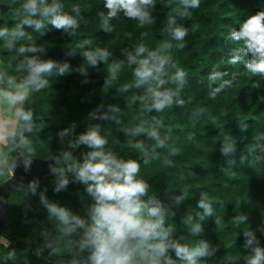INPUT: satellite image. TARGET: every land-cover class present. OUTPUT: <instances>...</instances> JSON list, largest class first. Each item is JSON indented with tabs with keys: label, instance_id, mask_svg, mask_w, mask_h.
Listing matches in <instances>:
<instances>
[{
	"label": "trees",
	"instance_id": "1",
	"mask_svg": "<svg viewBox=\"0 0 264 264\" xmlns=\"http://www.w3.org/2000/svg\"><path fill=\"white\" fill-rule=\"evenodd\" d=\"M26 2L0 0V29L10 33L16 28L21 18L15 13ZM53 2L78 20L74 34L46 23L40 31L23 25L22 37L0 36V75L5 82L9 76L23 81L26 71L18 70V65L27 56L37 55L69 67L62 76L48 77L49 85L30 93L23 104L33 113V130L24 134L34 149L31 157L55 153L53 163L62 151H72L82 160L89 149L83 145L69 149L68 141L98 126L100 135L108 140L106 150L140 163L139 178L150 185L149 196L169 210L165 226L172 229L171 239L189 247L206 242L211 254L199 257L198 264H246L252 254L245 247L246 231H252L264 248V76L250 74L243 62L228 63L234 53L244 61L249 59L242 43L229 37L249 16L264 11V0H200L199 7L188 6L190 16L186 17L177 11L183 10L180 0H154V7L147 9L153 23L141 25L121 11L104 27L101 13L107 16L106 0H46L47 4ZM171 19L175 23L170 25ZM178 26L188 30L183 48H176L179 42L171 36V28ZM165 42L172 43L168 53L186 76L182 86L169 80L161 87L178 95L170 107L157 112L145 108L146 103L151 104L149 85L134 86L136 65L129 64L128 55H134L140 44L156 51ZM32 45L45 51L18 52L21 46ZM96 48L111 55L107 62L90 67L82 54ZM112 63H122L115 79H110L108 72ZM81 66L87 69V76L77 71ZM166 71L170 77L176 68L169 65ZM213 72L222 75L211 81ZM142 96L149 98L141 100ZM137 127H155L164 146L147 131L134 133ZM68 128L72 133L62 141L59 133ZM138 142L143 143L144 151L134 147ZM226 146L231 150L225 153ZM0 147L9 151L12 146ZM25 158L28 153L24 149L9 151L10 165ZM67 175L69 183L59 192L54 191L57 176L49 168L37 179L36 194L28 190V184L9 192L5 229H0V236L8 242H0V264H86L87 252H80L79 236L64 235L59 220L49 215L40 198L43 193L49 202L87 218L92 199L85 185ZM180 196L184 199L177 204ZM202 198L211 203L213 211L200 220L197 214L203 215V209L198 202ZM189 215L202 226L196 235H190V225L184 223ZM241 215L248 219L237 224L235 218ZM170 254L175 259V254Z\"/></svg>",
	"mask_w": 264,
	"mask_h": 264
},
{
	"label": "clouds",
	"instance_id": "2",
	"mask_svg": "<svg viewBox=\"0 0 264 264\" xmlns=\"http://www.w3.org/2000/svg\"><path fill=\"white\" fill-rule=\"evenodd\" d=\"M200 0H180L183 10L177 9L182 17L190 16L188 6L199 7ZM154 7V0H106L107 16H102V27L108 24V20L116 17L119 12L130 19H136L141 25L153 23L148 7ZM62 5L56 2L47 4L46 0H27L18 9L16 16L21 18L19 24L10 33L8 29H0V36L11 35L22 37L25 35L23 25L34 27L40 31L50 23L55 28L73 34L79 27L78 20L61 11ZM77 14L78 11H77ZM39 16L40 19H34ZM175 23L174 19L169 21ZM111 31V28H106ZM171 36L178 41L176 48L184 47V37L187 28L178 26L171 28ZM232 41L241 42L242 51L249 56L247 61L243 56L234 53L228 63L236 65L243 62L246 70L255 75L264 76V11H257L244 20L238 30H233L229 37ZM7 46L12 47L9 41ZM170 42H165L156 51L149 50L144 44L135 49V54L129 53V64L136 65L134 69L136 88L149 85L147 92L150 94L151 104L146 103L148 110L155 109L161 112L164 108L173 104V98L178 95L171 89L161 90V87L171 80L182 86L186 73L177 68L172 61L168 50L172 49ZM43 47L35 45L21 46L18 52L43 53ZM146 53V55H145ZM84 60L90 67H97L98 63L107 62L111 53L106 49L96 48L83 52ZM176 68L174 75L168 77L166 66ZM122 63H112L108 72L110 79H115ZM26 71L22 82H17L15 77L7 78V87L0 88V146L11 144L9 151L24 149L29 158H25L23 166L25 171L31 167V156L34 155L31 141L24 135L33 130V113L25 110L24 102L32 92H39L46 88L50 81L48 77L64 75L69 71L67 63L58 64L51 59H41L37 55L27 56L18 65V70ZM82 75L87 76V69L81 66L77 69ZM222 73L213 72L209 79L216 81ZM168 77V79H165ZM0 75V81H3ZM154 82L155 86H151ZM224 83H229L225 81ZM223 85H221L222 87ZM218 90V89H217ZM148 96L140 97L147 100ZM176 103L183 104V100ZM115 111V109H113ZM107 118V117H105ZM156 120L155 117H153ZM160 124L159 120H156ZM74 128V125H73ZM147 131L149 137L156 139L157 144L163 147L159 139V132L155 127L146 130L143 127L134 129V133ZM72 128L59 133L61 140L70 136ZM108 140L100 135L98 126L80 134L75 139L68 141L69 149H76L81 145L89 151L82 154V160L74 156L72 151H62L60 156L54 157V163L49 164L51 173L56 174L57 180L54 191H61L69 183L68 173L75 182L85 185V191L92 199L87 209V218L73 214L71 210L54 202H49L43 193L41 201L48 209L50 216H55L61 224L60 231L66 236L78 235V248L81 253L87 252L86 264H198V258L210 255L208 244L201 241L196 247H189L175 239L170 238L171 228L165 226L169 210L155 196H149L150 185L144 179L139 178L140 163L135 159H122L110 150H106ZM135 148L144 151L143 143H136ZM226 146L223 151L229 152ZM9 151L0 147V176L4 175L3 169L7 167L8 176L12 175L13 165L9 164ZM174 150V154H175ZM148 161L145 159L144 163ZM63 163L64 167H60ZM7 178V177H5ZM38 180H31L28 190L36 194ZM147 197V199H146ZM183 196L176 197V203H180ZM198 207L203 209V215L197 214L200 220L212 214L211 203L202 198ZM193 216L186 217L184 223L190 225L189 234L196 235L202 231L200 223L193 222ZM246 216L235 218L236 223H245ZM219 224L220 220L217 219ZM245 247L251 249V255L247 257L246 264H264V248L252 231H246ZM170 253L175 254V259Z\"/></svg>",
	"mask_w": 264,
	"mask_h": 264
},
{
	"label": "water",
	"instance_id": "3",
	"mask_svg": "<svg viewBox=\"0 0 264 264\" xmlns=\"http://www.w3.org/2000/svg\"><path fill=\"white\" fill-rule=\"evenodd\" d=\"M54 155L55 153L49 155L46 158L30 157L32 164L28 171H25L24 169V159L18 160L14 163L12 168V176L7 177L0 183V229H5L3 224V216L5 213L6 201L9 192L18 188L19 186L29 184V181L31 180H37L47 171Z\"/></svg>",
	"mask_w": 264,
	"mask_h": 264
},
{
	"label": "rangeland",
	"instance_id": "4",
	"mask_svg": "<svg viewBox=\"0 0 264 264\" xmlns=\"http://www.w3.org/2000/svg\"><path fill=\"white\" fill-rule=\"evenodd\" d=\"M19 83V82H18ZM7 87V83L5 81H0V88H6ZM54 163V162H53ZM52 164V163H51ZM13 168V167H12ZM12 174H13V169H12ZM12 176V175H11ZM0 242H3L4 244H6L8 241L3 239L2 236H0Z\"/></svg>",
	"mask_w": 264,
	"mask_h": 264
},
{
	"label": "crops",
	"instance_id": "5",
	"mask_svg": "<svg viewBox=\"0 0 264 264\" xmlns=\"http://www.w3.org/2000/svg\"><path fill=\"white\" fill-rule=\"evenodd\" d=\"M3 171H4V175L0 176V183H1L4 179H6L5 177H9L8 174H7V167H5V168L3 169Z\"/></svg>",
	"mask_w": 264,
	"mask_h": 264
}]
</instances>
